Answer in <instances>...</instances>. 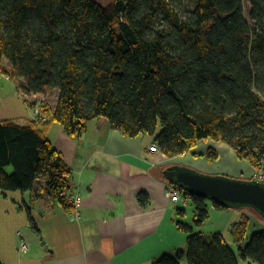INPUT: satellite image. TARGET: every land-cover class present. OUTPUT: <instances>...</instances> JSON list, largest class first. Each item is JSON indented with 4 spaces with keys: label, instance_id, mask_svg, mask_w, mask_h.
<instances>
[{
    "label": "trees",
    "instance_id": "obj_1",
    "mask_svg": "<svg viewBox=\"0 0 264 264\" xmlns=\"http://www.w3.org/2000/svg\"><path fill=\"white\" fill-rule=\"evenodd\" d=\"M0 73L23 80L26 97L58 91L54 109L40 105L43 126L58 123L71 138L106 118L127 137L153 136L168 158L212 140L264 173V0H192L184 7L176 0H0ZM207 159L219 156L209 149ZM70 176L34 122L0 121L1 194L34 190L71 211ZM39 180L45 183L36 186ZM176 188L194 209L193 226L177 223L187 250L153 264H264V228L249 234L251 216L232 227L237 253L222 234L195 232L209 219L210 203L233 207ZM138 199L149 204L147 193Z\"/></svg>",
    "mask_w": 264,
    "mask_h": 264
},
{
    "label": "crops",
    "instance_id": "obj_2",
    "mask_svg": "<svg viewBox=\"0 0 264 264\" xmlns=\"http://www.w3.org/2000/svg\"><path fill=\"white\" fill-rule=\"evenodd\" d=\"M4 66L8 67V63ZM20 84L19 80L0 73V121L28 126L34 119L31 105L41 95L24 97ZM42 97L46 100L45 94ZM37 126L71 169L68 194L73 205L75 199L79 203L66 211L47 195L36 198L34 190L0 193L1 264H153L165 254L187 250V234L178 229L177 223L183 222L181 219L188 215L185 208L192 205L187 199L179 202L168 199V188L174 186L166 176L170 167L247 178L242 177L245 175L242 171L237 175L208 172L193 164L202 159L211 165L220 161V148L238 159L234 150L223 143H216L219 159L210 162L204 157L205 141L186 156L168 158L160 150L151 152L156 145L153 136L127 137L114 130L106 118L91 121L86 133L78 139L69 137L55 122ZM247 164L253 176L255 169ZM44 183L39 180L36 186ZM141 193L149 196L147 206L139 202ZM25 204L31 207L41 235L32 229ZM230 210L234 209L219 210L210 203L209 219L201 227H195V232L208 237L222 234L238 253L231 232L233 225L244 214L252 218L249 234L263 229L264 223L251 211ZM190 225H194V209ZM22 242L29 247L25 254L20 251Z\"/></svg>",
    "mask_w": 264,
    "mask_h": 264
},
{
    "label": "water",
    "instance_id": "obj_3",
    "mask_svg": "<svg viewBox=\"0 0 264 264\" xmlns=\"http://www.w3.org/2000/svg\"><path fill=\"white\" fill-rule=\"evenodd\" d=\"M166 174L170 184L188 193L200 194L232 209L255 210L264 217V184L259 181L211 175L179 166L170 167Z\"/></svg>",
    "mask_w": 264,
    "mask_h": 264
},
{
    "label": "rangeland",
    "instance_id": "obj_4",
    "mask_svg": "<svg viewBox=\"0 0 264 264\" xmlns=\"http://www.w3.org/2000/svg\"><path fill=\"white\" fill-rule=\"evenodd\" d=\"M99 2H101V3H103V4H106V3H108L109 2V0H98ZM177 1V4L179 5H183V7L185 6V5H192V0H176ZM247 8V10H246V18H247V20H248V22H249V24L250 25H252L253 24V22L250 20V17H249V8H248V6L246 7ZM184 11V10H183ZM6 62V61H5ZM4 62V63H5ZM22 84H23V80H19ZM21 85V84H20ZM19 85V86H20ZM47 92V91H46ZM44 93L45 94V98H46V100H43L42 98V94H41V96L40 95H37V96H40V98L39 99H37L36 100V102H35V104H33L34 105V107L35 108H40V109H42L44 112H45V114H46V111H45V109L42 107V106H40V105H45V106H48V107H51V105H57V101H58V91H56V90H48V92L47 93ZM23 95V94H22ZM24 96V95H23ZM24 97H26V96H24ZM28 97V96H27ZM33 97H35V96H33ZM51 105H50V104ZM33 117H34V119H33V122L36 124V125H40V126H43V125H45V124H47L48 122H41V121H38L37 120V118L35 117L36 116V114H35V111H33ZM162 131V126H161V124H159V126H158V129H157V135L160 133ZM205 141V140H204ZM203 141V142H204ZM217 142H214V141H212V140H206L205 141V146H204V149H203V152H204V157H206L207 155H208V150L209 149H214L215 151H216V149H215V147L217 146V144H216ZM227 146V145H226ZM196 149V148H195ZM194 149V150H195ZM198 151H200L199 150V148L197 149ZM235 152V151H234ZM256 172V171H255ZM255 174V173H254ZM253 177V176H252ZM252 177H249V178H244V179H248V180H255L254 178H252ZM241 178V177H240ZM259 182H261V183H264V180L263 181H259ZM186 209V211H187V213H188V215H187V217H183V219H181L183 222H185V223H188V224H191L192 222H193V208H192V206H189V207H187V208H185ZM230 211H232V212H235V213H237V212H242V211H244V210H241V209H234V210H230ZM249 212L251 211V210H248ZM259 220H261V223H264V218H259V217H257Z\"/></svg>",
    "mask_w": 264,
    "mask_h": 264
},
{
    "label": "bare ground",
    "instance_id": "obj_5",
    "mask_svg": "<svg viewBox=\"0 0 264 264\" xmlns=\"http://www.w3.org/2000/svg\"><path fill=\"white\" fill-rule=\"evenodd\" d=\"M218 151L221 156L220 161L211 165L207 164V162L202 159L198 162H193V164L208 172H224L231 175H237L240 171H242L245 172V175L242 177L249 178L252 176L253 170L250 169L247 162H242L241 160L237 159L228 150L220 148Z\"/></svg>",
    "mask_w": 264,
    "mask_h": 264
},
{
    "label": "built area",
    "instance_id": "obj_6",
    "mask_svg": "<svg viewBox=\"0 0 264 264\" xmlns=\"http://www.w3.org/2000/svg\"><path fill=\"white\" fill-rule=\"evenodd\" d=\"M8 79H10L9 77H7ZM33 111H35V114H36V118L38 121H41V122H48V117L47 115L45 114V112L40 109V108H35L33 109ZM159 149L156 145H154L152 148H151V152H157ZM255 179V181H263L264 180V173L263 172H260V173H257L255 172V174L253 175V177ZM167 197L168 199H170L172 202H179L180 200L182 199H185V196L183 195V193L178 189L176 188L175 186H170L168 188V191H167ZM73 203L74 205H78L79 203V200L78 199H75L73 200ZM28 244L22 242L21 245H20V251L22 253H26L28 251Z\"/></svg>",
    "mask_w": 264,
    "mask_h": 264
}]
</instances>
